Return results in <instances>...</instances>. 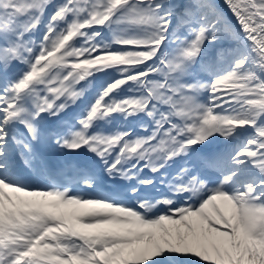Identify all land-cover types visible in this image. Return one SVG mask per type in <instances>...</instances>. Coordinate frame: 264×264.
Instances as JSON below:
<instances>
[{
    "label": "snow or ice",
    "instance_id": "1",
    "mask_svg": "<svg viewBox=\"0 0 264 264\" xmlns=\"http://www.w3.org/2000/svg\"><path fill=\"white\" fill-rule=\"evenodd\" d=\"M0 264H264V0H0Z\"/></svg>",
    "mask_w": 264,
    "mask_h": 264
},
{
    "label": "bare ground",
    "instance_id": "2",
    "mask_svg": "<svg viewBox=\"0 0 264 264\" xmlns=\"http://www.w3.org/2000/svg\"><path fill=\"white\" fill-rule=\"evenodd\" d=\"M78 108V107H77ZM77 108H75L73 111H75Z\"/></svg>",
    "mask_w": 264,
    "mask_h": 264
}]
</instances>
